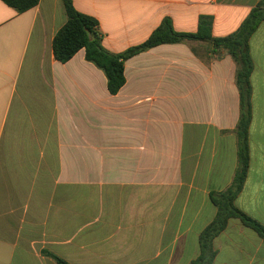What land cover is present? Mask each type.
<instances>
[{"label":"crops","instance_id":"obj_1","mask_svg":"<svg viewBox=\"0 0 264 264\" xmlns=\"http://www.w3.org/2000/svg\"><path fill=\"white\" fill-rule=\"evenodd\" d=\"M114 54L170 18L234 33L261 0H72ZM63 0L22 13L0 0V264H192L238 168L237 65L206 42L165 44L125 63L117 95L79 51L55 58ZM250 166L236 206L264 225V23L250 39ZM213 264H264V240L231 219Z\"/></svg>","mask_w":264,"mask_h":264},{"label":"trees","instance_id":"obj_2","mask_svg":"<svg viewBox=\"0 0 264 264\" xmlns=\"http://www.w3.org/2000/svg\"><path fill=\"white\" fill-rule=\"evenodd\" d=\"M17 12L22 13L36 7L40 0H1ZM67 22L58 31L53 41V51L58 62L66 64L79 51H85L86 60L101 70L107 78L108 91L117 95L126 83L125 63L134 56L165 44L201 41L209 43L215 51L225 50L235 61L236 84L240 94V117L236 127L238 140V168L232 185L210 198L217 208L214 220L199 236L200 254L192 264H213L216 257L214 240L228 226L231 219L239 220L245 227L255 231L264 240V225L248 216L236 206V200L246 183L250 166L249 132L253 118L251 76L254 63L250 54V39L264 23V0L255 6L240 27L225 37L213 36L212 16H201L196 33L177 32L170 18L152 33L147 41L129 48L123 53L107 51L102 44L99 22L94 17L77 11L72 0H63ZM57 264H69L59 256L43 252Z\"/></svg>","mask_w":264,"mask_h":264}]
</instances>
